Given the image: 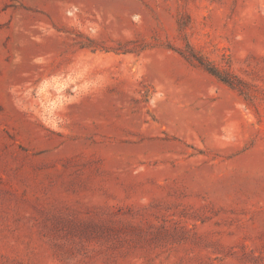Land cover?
<instances>
[{"label":"rangeland","instance_id":"374dc122","mask_svg":"<svg viewBox=\"0 0 264 264\" xmlns=\"http://www.w3.org/2000/svg\"><path fill=\"white\" fill-rule=\"evenodd\" d=\"M0 264H264V0H0Z\"/></svg>","mask_w":264,"mask_h":264}]
</instances>
